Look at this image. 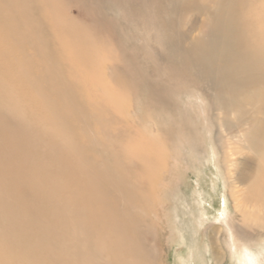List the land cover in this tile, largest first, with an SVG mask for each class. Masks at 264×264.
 <instances>
[{
  "label": "bare ground",
  "instance_id": "obj_1",
  "mask_svg": "<svg viewBox=\"0 0 264 264\" xmlns=\"http://www.w3.org/2000/svg\"><path fill=\"white\" fill-rule=\"evenodd\" d=\"M237 4L243 14L234 12ZM149 5L154 9L157 3ZM32 6L31 0H0V42L6 43L1 46L0 66H9L0 73V264H157L153 242L159 231L141 204H149L150 210L156 207L138 190H144V180L155 170L159 178L172 175L164 160L165 146L118 132L109 144L115 152L110 158L131 160L112 164L104 157L101 139L85 125L82 132L98 157L83 156L69 118L77 113L79 119H88L79 105L70 103L74 84L63 80L49 59L44 26ZM184 7L205 17V34L187 33L188 24L182 33L172 32L170 21ZM165 9V20L150 21L153 44L147 56L155 68L173 72L178 88L190 85L187 79L200 85L201 92L188 94L197 100L206 123L218 128L216 144L226 154L217 175L220 178L226 170L233 185L242 187L231 190L242 222L238 230L228 213L226 194L221 193L224 207L219 215L228 227L229 264H264V239L240 235L264 232V0H165ZM171 37L173 47L178 41V56L166 47ZM36 58L39 65L33 64ZM18 80L28 81L26 87L40 101V111L33 109ZM170 95L165 89L159 100L164 118L165 106L177 103ZM56 96L69 107L58 109ZM101 98L104 110H112V88H104ZM24 108L33 110V129ZM176 109L182 122L190 123L183 119L182 108ZM193 135L190 128L184 134L187 145L196 150ZM212 155L219 157L215 149ZM240 155L245 156L242 161ZM159 178V187L168 185ZM202 214L208 218L206 210ZM221 238L220 231L210 235V249L204 250L194 239L185 254H175L181 264H223L227 253Z\"/></svg>",
  "mask_w": 264,
  "mask_h": 264
},
{
  "label": "rangeland",
  "instance_id": "obj_2",
  "mask_svg": "<svg viewBox=\"0 0 264 264\" xmlns=\"http://www.w3.org/2000/svg\"><path fill=\"white\" fill-rule=\"evenodd\" d=\"M31 2L34 14L44 26L49 59L58 67L59 74H62L61 78L74 84L76 94L70 103L79 105L84 118L86 116L88 119L87 121L79 119L81 117L77 113L69 118L70 129L82 149L83 156L90 159L98 157L94 149L89 147V139L82 132L85 125L96 134V139H101L102 151L105 150L104 157L112 164L119 159L131 160L118 156L117 159L110 158L115 156V152L109 144H112L114 134L118 132L145 139L152 146L155 143L158 145L163 143L165 146L164 160L168 168L173 169L172 175L167 177L161 175L159 178L154 165L155 171L152 173L155 174L150 173L144 180V190L138 188V193L143 197L148 196L156 207L150 210L149 204H141V207L149 211L148 217L159 231V237L153 242L157 251V264H181L178 255L185 254L187 246L192 245L194 239L198 241L201 249L204 250L205 247L210 249L209 236L219 231L223 237L221 247L227 253L223 264H229V243L226 239L228 227L220 221L222 218L219 215V209L224 207L221 193L223 191L226 194L228 213L235 219L233 225L238 230L242 222L237 214L231 190L233 187H239L237 190L242 187L240 184L233 185L227 178L226 170L222 171L220 178L217 175V168L221 169L226 154L216 144L218 128L206 123L200 114L197 100L188 94L193 91L201 92L200 85L187 79L186 84L188 82L190 85H180L178 88L172 82L173 72L170 74L155 68L147 56L148 48L153 44L150 38L152 31L150 21L160 23L163 17L165 20L164 12L168 10H164L165 0H31ZM149 3L157 5L150 9ZM159 5L161 11L158 12ZM239 9L243 10L242 5L237 4L234 12L243 14L244 12ZM176 14L170 21L174 34L182 33L185 24H188L185 31L192 32L193 35H203L208 31L207 28H202L205 17L198 16L188 7L178 10ZM171 41L172 37L167 38L166 47L178 56L181 52L178 50V41H175L174 47L170 44ZM4 44H6L4 41L0 42V55L1 46ZM28 53H32V49L29 48ZM160 53L163 55L164 51ZM174 61L182 60L176 58ZM33 64L39 65V60L34 59ZM8 69V65L0 66V73L4 75ZM34 72H38L37 66ZM18 81L22 85V91L29 96L28 101L31 100L33 109L40 111L42 108L40 101L36 100L34 93L26 87L28 81ZM107 87L113 91V102L110 101L108 104L112 110L108 111L104 110L101 103V96ZM165 89L172 94L170 97L174 98L175 102L177 100L173 108H170L172 103L165 106L168 113L166 118L158 111L159 100ZM19 97L22 98L23 94ZM60 97L56 96L58 100L56 107L64 111L70 103L59 100ZM179 106L182 108L183 119H190V123L182 122L180 119L176 109ZM207 111L212 115L209 108ZM32 113V109L24 108L25 119L31 129L36 127ZM176 123L180 127L175 128ZM189 128L197 142L196 150L186 143L184 134ZM153 129H156L154 133ZM104 131H108L105 136ZM49 140L50 136L45 135V141ZM214 149L219 156L215 159L212 155ZM243 156L240 155L238 160L242 161L245 157ZM142 164H145V161ZM238 167L242 169L241 164ZM158 178L165 180L168 185L159 187ZM136 202L140 203L141 198ZM205 210L208 213L207 219L202 214ZM203 216L206 221L200 226L199 220ZM240 235L243 238L249 237L260 241L264 239V232L253 230Z\"/></svg>",
  "mask_w": 264,
  "mask_h": 264
}]
</instances>
